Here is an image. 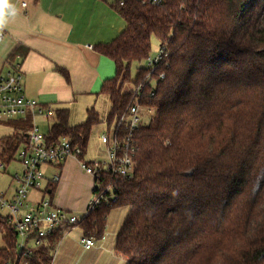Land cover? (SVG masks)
Listing matches in <instances>:
<instances>
[{"label": "trees", "instance_id": "trees-1", "mask_svg": "<svg viewBox=\"0 0 264 264\" xmlns=\"http://www.w3.org/2000/svg\"><path fill=\"white\" fill-rule=\"evenodd\" d=\"M113 8L125 29L94 48L116 68L101 89L111 104L108 127L135 103L148 70L134 79L131 68L150 58L152 38L164 50L165 78L139 100L151 113L133 133V178L115 180V201L79 228L101 240L110 212L125 209L114 250L126 264H264V0H125ZM29 52L18 46L8 62ZM53 110L49 142L69 138L85 160L99 115L89 109L85 123L70 126L68 109ZM32 125L31 116L0 123L13 130L0 138L1 162L11 164ZM0 240V264H51L49 247L19 254L1 216Z\"/></svg>", "mask_w": 264, "mask_h": 264}, {"label": "crops", "instance_id": "crops-1", "mask_svg": "<svg viewBox=\"0 0 264 264\" xmlns=\"http://www.w3.org/2000/svg\"><path fill=\"white\" fill-rule=\"evenodd\" d=\"M14 2L20 9L19 15L0 32L3 36L0 42V77L8 68L19 64L24 96L52 109L69 110V106L80 97H95L100 85L113 76L114 62L94 48L112 43L126 26L113 8L114 0ZM24 3L26 7L22 6ZM18 46H24L30 52L8 62ZM61 71L68 73V80ZM102 96L100 93L96 97ZM92 189L93 179L82 171L77 160L70 159L62 167L61 181L52 200L56 207L84 216ZM70 230L62 229L57 237L66 238L65 234ZM79 231L83 238V231ZM116 241L117 238L110 241L109 235L90 251L80 245L84 263L126 264V260H120L123 256L114 250ZM60 247L63 255H58L55 264H70L73 245L63 243Z\"/></svg>", "mask_w": 264, "mask_h": 264}, {"label": "built area", "instance_id": "built-area-1", "mask_svg": "<svg viewBox=\"0 0 264 264\" xmlns=\"http://www.w3.org/2000/svg\"><path fill=\"white\" fill-rule=\"evenodd\" d=\"M119 8L125 0H114ZM154 5H161L165 0H147ZM26 7V4H22ZM3 36L0 34V42ZM165 58L160 48L155 58L146 61L148 70L142 81L133 89L130 105L124 116L118 119L109 133L101 138L107 146L108 160L104 162L81 160L82 150L69 138H59L49 142L36 123L38 118L49 119L54 115L52 108L30 100L24 96L21 66L14 65L0 77V123L25 119L31 116L32 129L26 135V143L21 145L11 162H17L21 169L11 175L9 188L0 193V216L8 220L18 237V252L29 258L34 251L47 247L49 240L57 236L62 229H77L82 220L90 213L115 201L116 180H130L135 172L136 144L133 133L146 125L148 120L141 116L144 109L139 104L146 94L153 95L157 79L163 80L165 74L159 72ZM70 159L78 161L82 171L93 179L92 197L82 219L75 214L56 207L49 190L61 181V170ZM0 161V172L7 173V167ZM32 193L39 197L31 198ZM59 235V234H58ZM109 234L101 237L105 241ZM95 237L83 236L79 243L86 251L96 247Z\"/></svg>", "mask_w": 264, "mask_h": 264}, {"label": "rangeland", "instance_id": "rangeland-1", "mask_svg": "<svg viewBox=\"0 0 264 264\" xmlns=\"http://www.w3.org/2000/svg\"><path fill=\"white\" fill-rule=\"evenodd\" d=\"M160 52V43L156 38H152L151 40V58H155ZM147 64L146 62L140 63V64H133L131 68V76L132 78H136L139 69L146 68ZM116 75V68L114 64V73L111 79H113ZM103 84L100 85L97 92H95V97H80L76 100V102L73 105L69 106L70 110V117H69V124L70 126H78L83 123H85L87 119V111L89 109H94L95 112L99 115L101 124L94 128L90 134V137L86 144V151H85V160L87 162L89 161H100L104 162L108 160V154H107V146L102 143V136L104 134L109 133V128L107 125V118L109 116L110 110H111V104L109 101V98L106 96H102L101 98L96 96H99L101 93ZM131 87H127L126 90L129 91ZM54 111V110H53ZM141 116H145L148 120V112L146 110L141 111ZM55 117H51L49 119L44 118H38L36 120L37 125L39 126L40 130L47 134L51 128V126L54 123ZM113 126V125H112ZM13 134V130L9 127L0 126V138L8 137ZM21 169V166L17 162H13L12 164L7 167V173L0 172V193L6 191L10 184H11V175L16 173L18 170ZM38 196L37 193H32L31 198L36 199ZM127 210L125 209H115L113 210L108 218H107V228L105 230V234L110 235V241H115L117 238L118 232L121 229L125 219L127 218ZM78 218L82 219L84 216L82 214H77ZM80 230V229H79ZM75 229L67 231L65 235L66 238H59L56 239L55 242L49 247V252L51 256V264H55L58 258V255H61L60 246H62L63 243H70L73 245V258L71 259L70 264H85L84 263V256L82 249L80 247V239L82 232ZM83 237V236H82ZM102 241V240H100ZM99 242V241H98ZM97 242V243H98ZM103 242V241H102ZM0 247H3V243L0 240ZM60 252V253H59ZM63 255V254H62ZM61 255V256H62ZM120 260H126V258L120 259Z\"/></svg>", "mask_w": 264, "mask_h": 264}, {"label": "clouds", "instance_id": "clouds-1", "mask_svg": "<svg viewBox=\"0 0 264 264\" xmlns=\"http://www.w3.org/2000/svg\"><path fill=\"white\" fill-rule=\"evenodd\" d=\"M20 9L14 0H0V32L19 15Z\"/></svg>", "mask_w": 264, "mask_h": 264}]
</instances>
